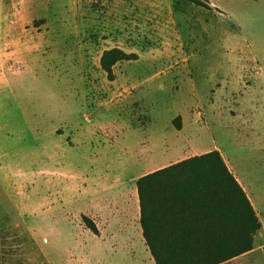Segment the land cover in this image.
<instances>
[{
	"label": "rangeland",
	"instance_id": "1",
	"mask_svg": "<svg viewBox=\"0 0 264 264\" xmlns=\"http://www.w3.org/2000/svg\"><path fill=\"white\" fill-rule=\"evenodd\" d=\"M209 1L0 0V264H147L140 176L216 149L252 181L264 107L226 54L264 0Z\"/></svg>",
	"mask_w": 264,
	"mask_h": 264
},
{
	"label": "trees",
	"instance_id": "2",
	"mask_svg": "<svg viewBox=\"0 0 264 264\" xmlns=\"http://www.w3.org/2000/svg\"><path fill=\"white\" fill-rule=\"evenodd\" d=\"M184 1L211 8L208 0ZM136 58L110 48L100 68L112 81L116 63ZM136 189L142 237L155 264H220L253 248L261 224L218 150L142 175ZM83 221L96 233L90 220Z\"/></svg>",
	"mask_w": 264,
	"mask_h": 264
},
{
	"label": "crops",
	"instance_id": "3",
	"mask_svg": "<svg viewBox=\"0 0 264 264\" xmlns=\"http://www.w3.org/2000/svg\"><path fill=\"white\" fill-rule=\"evenodd\" d=\"M208 2L211 8H216L215 5L209 0ZM257 30L259 33H257ZM247 34V36H252V39H250L249 37H243L242 40L237 39L235 42V49H232V52L227 53L226 55H230V59L235 60L237 74H240V78H238L237 76L238 79H243L246 76L250 78V84H247V81L244 82L242 80L243 86L245 88L247 87L245 90H243L244 92L251 91L252 93L256 94V104L259 108H263L264 25L260 26L258 29L251 28V31H247ZM240 122L241 126L243 127V130H253L251 126L252 121L248 118H244V120H241ZM242 136L243 135H241V137ZM254 136L257 137L256 141L258 143L256 146L258 147V150H263L264 139L261 138L259 134L254 133ZM221 155L228 169L234 175V177L242 187L243 191L245 192L247 198L249 199L255 211V214L261 224V228L253 237V248L250 251L220 264H264V161H260L262 162L263 166L259 165L257 168H255V170H253L254 175L252 177V181L249 182L247 180H244L238 170L229 165L228 161L224 158L222 153ZM145 251H147V257H145L147 264H155L153 258L150 255L149 250L145 249Z\"/></svg>",
	"mask_w": 264,
	"mask_h": 264
}]
</instances>
